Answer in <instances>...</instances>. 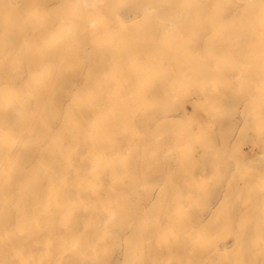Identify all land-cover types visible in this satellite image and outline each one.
<instances>
[{
  "label": "bare ground",
  "instance_id": "6f19581e",
  "mask_svg": "<svg viewBox=\"0 0 264 264\" xmlns=\"http://www.w3.org/2000/svg\"><path fill=\"white\" fill-rule=\"evenodd\" d=\"M0 31V264H264V0H0Z\"/></svg>",
  "mask_w": 264,
  "mask_h": 264
},
{
  "label": "rangeland",
  "instance_id": "374dc122",
  "mask_svg": "<svg viewBox=\"0 0 264 264\" xmlns=\"http://www.w3.org/2000/svg\"><path fill=\"white\" fill-rule=\"evenodd\" d=\"M27 30H28V33H30L32 31L30 28L27 29ZM0 32H2V31H0ZM8 37L9 36H6L5 42L2 44L4 52L5 51L8 52L7 49L9 47V45H10L9 42H7ZM7 62H8V60L5 62V66H6ZM29 81H30V77L27 75V77H25V85H28ZM81 84L82 83H78V87L81 86ZM231 120H232V122L234 124L247 125L248 127L252 126V115L244 116V115H241V114H237V115H233ZM259 144L260 143L258 142V140L256 138H252V140L248 141V149L251 152L254 150L252 153H258L259 152V147H260ZM160 154H161V158L166 160V162L168 163V165L166 164L167 167H169L171 165V159H172V155L170 154V152L169 151L168 152L162 151ZM217 170H218L219 175H223L225 173V166L220 164L217 167ZM14 249H15V245L14 244L5 241L4 244L3 243L0 244V255L5 256L6 259H7V262H10V261L13 260L12 255H13Z\"/></svg>",
  "mask_w": 264,
  "mask_h": 264
}]
</instances>
